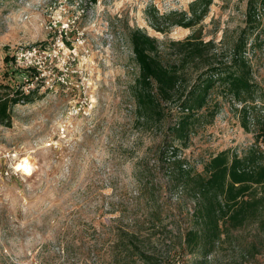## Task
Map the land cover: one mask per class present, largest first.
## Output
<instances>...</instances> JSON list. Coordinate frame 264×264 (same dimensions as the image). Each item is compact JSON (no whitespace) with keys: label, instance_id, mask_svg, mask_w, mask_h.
Wrapping results in <instances>:
<instances>
[{"label":"rangeland","instance_id":"rangeland-1","mask_svg":"<svg viewBox=\"0 0 264 264\" xmlns=\"http://www.w3.org/2000/svg\"><path fill=\"white\" fill-rule=\"evenodd\" d=\"M247 1L212 0L184 27L175 22L200 14L204 2L0 0V84L33 91L11 108V126L0 124V264H120L87 248L96 238L112 244L114 230L134 220L148 227L157 264H264L258 221L231 228L205 257L184 247L195 204L168 184L167 165L154 155L172 120L140 123L134 100L133 31L156 38L165 63L177 59L172 41L194 31L215 40L223 58L245 27ZM258 33L261 43L246 55L264 88V29L251 40ZM219 100L211 123L198 125L183 145L175 141L197 172L222 150L264 151V107L247 129L241 105ZM147 166L161 211L155 224L148 214L154 203L137 198Z\"/></svg>","mask_w":264,"mask_h":264},{"label":"trees","instance_id":"trees-1","mask_svg":"<svg viewBox=\"0 0 264 264\" xmlns=\"http://www.w3.org/2000/svg\"><path fill=\"white\" fill-rule=\"evenodd\" d=\"M203 9L193 18L175 23L192 27L205 15L212 0H199ZM264 29V0H248L245 27L230 48L229 55L219 58L216 42L205 41L194 31L184 40L172 41L171 49L177 59L163 62L156 38L140 29L131 34V44L139 73L134 80L135 115L146 124H161L169 116L172 124L167 128L166 140L154 149L159 162L167 165L168 184L177 194H189L194 201L195 228L187 231L184 247L190 252L207 256L222 236L231 229L258 221L264 229V151L251 147L243 156L231 150H222L210 157L202 172L195 171L186 157L180 154V145L186 143L196 127L211 123L221 108L219 97L228 98L233 105H241L242 125L249 129L255 121L252 113L264 107V88L255 79L251 60L246 55L252 46L261 43L256 30ZM250 44V46H249ZM255 48V46H254ZM253 48V49H254ZM10 60L9 56L5 61ZM205 63H201L202 61ZM201 64V65H200ZM214 92L216 98L211 100ZM33 91L24 93L0 84V124L11 126V108L30 101ZM183 145V144H182ZM185 145V144H184ZM141 164H143V159ZM153 167L142 169L143 180L138 199L155 205L148 214L153 224L161 222V211L155 198ZM156 203V204H155ZM121 220V219H120ZM125 225V226H124ZM119 225L114 230L115 240L105 245L96 238L88 253L109 252L120 264H157V253L150 248L148 227L131 224ZM147 229L148 236L143 234ZM106 246V247H105Z\"/></svg>","mask_w":264,"mask_h":264},{"label":"built area","instance_id":"built-area-1","mask_svg":"<svg viewBox=\"0 0 264 264\" xmlns=\"http://www.w3.org/2000/svg\"><path fill=\"white\" fill-rule=\"evenodd\" d=\"M15 61L17 62V60L15 59ZM29 67H33V66H29ZM30 69V68H29ZM31 69H34V68H31ZM36 69V68H35ZM37 79H38V76L36 77ZM27 93H29V92H27Z\"/></svg>","mask_w":264,"mask_h":264},{"label":"bare ground","instance_id":"bare-ground-1","mask_svg":"<svg viewBox=\"0 0 264 264\" xmlns=\"http://www.w3.org/2000/svg\"><path fill=\"white\" fill-rule=\"evenodd\" d=\"M24 167H28V166H24Z\"/></svg>","mask_w":264,"mask_h":264}]
</instances>
